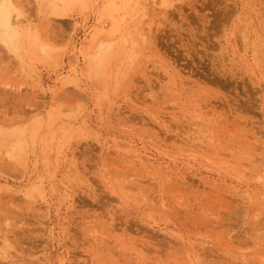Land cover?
<instances>
[{"label": "rangeland", "instance_id": "374dc122", "mask_svg": "<svg viewBox=\"0 0 264 264\" xmlns=\"http://www.w3.org/2000/svg\"><path fill=\"white\" fill-rule=\"evenodd\" d=\"M3 3L0 264H264V0Z\"/></svg>", "mask_w": 264, "mask_h": 264}, {"label": "bare ground", "instance_id": "6f19581e", "mask_svg": "<svg viewBox=\"0 0 264 264\" xmlns=\"http://www.w3.org/2000/svg\"><path fill=\"white\" fill-rule=\"evenodd\" d=\"M6 3H8V4H9V2H6ZM6 3H5V4H6ZM5 4L3 3L2 5L4 6ZM0 6H1V5H0ZM3 6H2V7H0V8H2V9H0V14H1V17H2V15H3V14H5L4 12H6V11H7V10L5 11V8H6V7H5V6L3 7ZM7 6H9V5H7ZM3 8H4V9H3ZM2 18H3V17H2ZM0 19H1V18H0ZM4 20H5V19H4ZM7 20H8V19H7ZM10 25H11V24H10ZM8 28H9V27H8Z\"/></svg>", "mask_w": 264, "mask_h": 264}]
</instances>
